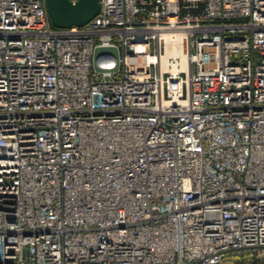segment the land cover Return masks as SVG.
<instances>
[{
    "label": "built area",
    "instance_id": "obj_1",
    "mask_svg": "<svg viewBox=\"0 0 264 264\" xmlns=\"http://www.w3.org/2000/svg\"><path fill=\"white\" fill-rule=\"evenodd\" d=\"M100 4L0 0V264H264V0Z\"/></svg>",
    "mask_w": 264,
    "mask_h": 264
},
{
    "label": "water",
    "instance_id": "obj_2",
    "mask_svg": "<svg viewBox=\"0 0 264 264\" xmlns=\"http://www.w3.org/2000/svg\"><path fill=\"white\" fill-rule=\"evenodd\" d=\"M45 6L51 24L57 29L82 27L101 11L100 0H78L76 3L70 0H45ZM105 54L117 57L118 51L114 47H99L95 50V59ZM95 67L100 70L97 64Z\"/></svg>",
    "mask_w": 264,
    "mask_h": 264
},
{
    "label": "trees",
    "instance_id": "obj_3",
    "mask_svg": "<svg viewBox=\"0 0 264 264\" xmlns=\"http://www.w3.org/2000/svg\"><path fill=\"white\" fill-rule=\"evenodd\" d=\"M234 264H256L249 259H238L235 260Z\"/></svg>",
    "mask_w": 264,
    "mask_h": 264
},
{
    "label": "rangeland",
    "instance_id": "obj_4",
    "mask_svg": "<svg viewBox=\"0 0 264 264\" xmlns=\"http://www.w3.org/2000/svg\"><path fill=\"white\" fill-rule=\"evenodd\" d=\"M235 262V258L234 257H229L228 259H226L222 264H234Z\"/></svg>",
    "mask_w": 264,
    "mask_h": 264
},
{
    "label": "bare ground",
    "instance_id": "obj_5",
    "mask_svg": "<svg viewBox=\"0 0 264 264\" xmlns=\"http://www.w3.org/2000/svg\"><path fill=\"white\" fill-rule=\"evenodd\" d=\"M175 53H179V52L177 51V52H175Z\"/></svg>",
    "mask_w": 264,
    "mask_h": 264
}]
</instances>
